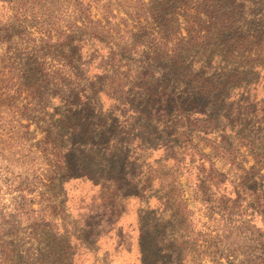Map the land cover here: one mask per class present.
Returning <instances> with one entry per match:
<instances>
[{
  "label": "rangeland",
  "instance_id": "rangeland-1",
  "mask_svg": "<svg viewBox=\"0 0 264 264\" xmlns=\"http://www.w3.org/2000/svg\"><path fill=\"white\" fill-rule=\"evenodd\" d=\"M136 3L0 0V209L9 211L22 181L39 184L37 177L49 173L42 140L48 135L51 148L57 125L58 144L71 171L65 174L64 168L54 173L57 179L49 185L47 204L53 226L39 233L37 242L43 246L44 260L67 264L70 254L73 264H264V178L251 173V189L239 187L253 161H243V168L232 165L217 156L206 135L182 132L181 114L175 107L157 118L143 113L144 97L139 96L135 87L139 81L133 74L145 66H151L159 77L155 83L172 86L178 104L189 100L184 111L194 109L197 102L192 87L187 86L190 80L174 76L183 64L169 59L150 63L123 51L121 65L111 64L107 53L116 48L113 38L138 36L133 21L127 19ZM190 13V22H196ZM107 22L114 33L112 40L101 30ZM73 28L84 44L80 49L74 40L67 45L78 55L75 64L86 70L87 64L81 63L90 59L84 84L76 93L49 86L47 96L38 102L5 87H17L13 72L14 77L7 78L14 55L20 54L39 80L36 53L28 52L46 32L58 34ZM94 35L101 43L93 44ZM215 45L189 50L185 64L191 61L190 66L196 68L206 55L214 58L212 64H221L223 51ZM262 77L257 82L264 83ZM112 84H119L116 91L110 88ZM121 89L132 90L121 94ZM66 98L72 100L70 107ZM206 103L210 108L206 112H214L213 102ZM218 120L214 133L229 131V125ZM73 123L78 129L70 128ZM258 127L264 132V123ZM166 147H170L168 155ZM26 226L22 222L18 235L10 236L24 238L29 232Z\"/></svg>",
  "mask_w": 264,
  "mask_h": 264
},
{
  "label": "trees",
  "instance_id": "trees-1",
  "mask_svg": "<svg viewBox=\"0 0 264 264\" xmlns=\"http://www.w3.org/2000/svg\"><path fill=\"white\" fill-rule=\"evenodd\" d=\"M190 12L195 14V24L189 20ZM180 16L183 17L181 22ZM127 19L133 21L138 36L136 38L134 34H129L113 38L119 50L113 48L107 53L111 64L121 65L119 62L122 51L130 57L143 58L150 63L159 59L176 60L183 65L176 68L174 76L190 80L187 86L192 87L191 93L197 102L194 109L184 111L185 103L189 100L178 104L172 86L166 82L155 83L154 81L160 80L159 77L154 75L151 66H145L137 70L138 75L133 74L135 80L139 81L135 85L140 91L139 96L144 97L143 113L148 112L150 117L157 118L159 114H167L175 107L181 114L179 122L182 132L189 130L190 133L196 131L206 135L221 159L243 168V161L250 158L253 164L249 170L243 169L245 172L241 176L239 187L247 191L251 189L248 187V176L251 173L264 178V132L261 133L258 127L264 123V96L258 98L259 92H264V83L257 82L260 75L264 76V0H137L134 10L127 14ZM107 23L109 26L104 25L101 30L112 40L114 33L111 24ZM95 24L99 29L100 22ZM183 29L185 35L182 34ZM76 31L73 28L58 34L46 32L33 50L28 52L30 55L33 51L36 53L34 62L41 68L39 80H35L27 63L22 62L19 57L20 54L14 55L7 66L11 71L7 78H13V72L17 87L13 89L6 83L5 87L17 95L26 93V97L38 102L42 96H47L49 86L74 93L84 84L85 72L90 69V59L81 63L87 64L84 70L75 64L79 62L75 48H67L73 40L77 41L78 49L84 45L81 36L76 38ZM92 41L93 44L101 43L96 35L92 37ZM215 44H219L223 51L221 64H212L214 58L209 55L197 61L196 68L190 66L191 61L185 64L184 58L189 55V50L212 48ZM117 87L119 84H112L110 88L116 91ZM130 90L119 91L121 94H128ZM54 95L56 92L51 96ZM210 101L216 109L208 114L206 111L210 108L206 102ZM65 102L68 107L72 104V100L67 98ZM217 105L219 106L216 107ZM40 109H44L43 104ZM195 111L196 114L192 116ZM218 119H221L222 124L229 125V131L225 128L214 133L213 127ZM61 121L70 125L68 120ZM72 127L78 129L74 123L70 126L71 129ZM53 131L55 142L51 143V148L47 147L50 140L48 135L42 140L44 146L41 147L49 160V173L43 178L37 177L39 184L35 181H22L16 187L19 196L14 198L9 211L0 209V264H50L49 260L43 258V246L37 243L39 233L50 230L53 226L47 193L49 185L57 179L54 173L64 168L65 174L71 171L66 155L58 144L59 127L55 125ZM171 132L176 135L175 131ZM165 150L167 155L171 153L170 147ZM51 174H54L53 178ZM35 202L37 207L33 206ZM22 222L26 223L29 230L27 235L20 239L10 236L14 232L18 235L17 226ZM81 243L80 240L79 244ZM68 257L66 263L73 264V256L69 254ZM229 262L233 264L232 261Z\"/></svg>",
  "mask_w": 264,
  "mask_h": 264
}]
</instances>
